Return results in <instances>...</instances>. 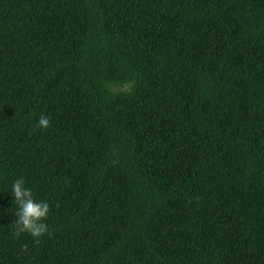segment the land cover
<instances>
[{
    "label": "trees",
    "instance_id": "16d2710c",
    "mask_svg": "<svg viewBox=\"0 0 264 264\" xmlns=\"http://www.w3.org/2000/svg\"><path fill=\"white\" fill-rule=\"evenodd\" d=\"M258 59L264 0H0V264H264Z\"/></svg>",
    "mask_w": 264,
    "mask_h": 264
},
{
    "label": "clouds",
    "instance_id": "9594fccd",
    "mask_svg": "<svg viewBox=\"0 0 264 264\" xmlns=\"http://www.w3.org/2000/svg\"><path fill=\"white\" fill-rule=\"evenodd\" d=\"M50 120L41 116L37 126L42 129L50 127ZM12 195L15 197V204L19 211L15 213L17 217L13 223V235L19 238L22 234L27 233L33 237L38 244L41 239L49 234V227L45 223L50 213V206L45 201H37L33 192L25 186L23 178L16 179L12 185ZM23 251H27V245L22 246Z\"/></svg>",
    "mask_w": 264,
    "mask_h": 264
},
{
    "label": "rangeland",
    "instance_id": "374dc122",
    "mask_svg": "<svg viewBox=\"0 0 264 264\" xmlns=\"http://www.w3.org/2000/svg\"><path fill=\"white\" fill-rule=\"evenodd\" d=\"M228 35H229V32H226V36ZM255 72H257L262 77V80L264 81V65L260 59H258L256 63Z\"/></svg>",
    "mask_w": 264,
    "mask_h": 264
}]
</instances>
